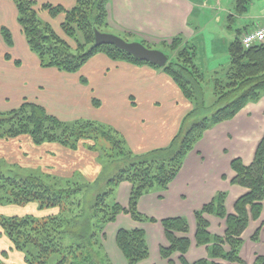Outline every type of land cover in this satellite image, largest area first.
<instances>
[{"label":"trees","instance_id":"obj_1","mask_svg":"<svg viewBox=\"0 0 264 264\" xmlns=\"http://www.w3.org/2000/svg\"><path fill=\"white\" fill-rule=\"evenodd\" d=\"M13 1L18 11L17 22L42 67H57L64 72L75 73L100 52L114 60L148 63L134 59L114 45L94 46V28L99 31L109 28V0H76L71 8L50 2L40 4L37 0ZM232 1L235 15L245 14L253 2ZM43 11L52 21L65 15L61 28L76 46L65 40L54 25L43 20ZM235 15L229 14L230 22L236 21ZM243 29H235L236 37L228 46V66L216 70L209 77L199 65V49L193 40L180 36L172 38L171 43L163 42L170 61L162 69L172 77L193 107L166 147L136 154L122 135L105 123L82 119L63 121L36 102L24 101L19 108L0 111V139L9 141L27 136L35 146L56 143L69 150L86 148L97 154L101 168L91 181L81 173L66 177L53 171L31 168L32 161L26 156L19 161L15 157L13 163L9 161L12 155L8 159L0 158V204L25 207L35 204L46 212L39 216L29 213L23 216L0 215L2 234L11 241V250L24 256V263L97 264L95 258H100L102 264H112L107 254H102L105 251L104 230L109 222H115L122 212L131 214L139 222L158 221L139 212L141 196L167 188L208 128L234 118L247 103L257 102L264 95V43L249 49L244 47L241 41ZM0 33L7 46H12L14 36L10 27L0 23ZM143 43L153 48L147 42ZM206 82L214 87L215 104H218V108L209 115L202 111L206 107L203 93ZM220 103L223 105L219 106ZM195 116V122L186 127L189 118ZM25 159L30 160L26 162L28 165ZM231 163L237 174L232 182L249 189L236 201V212L228 214L225 208L227 194L221 191L195 213L197 244L208 246L209 259L194 263L187 261L185 254L191 246L186 236L189 222L179 216L161 221L169 240V246L161 250L162 257L172 262V255L179 252L182 264H220L213 259L245 264L240 254L243 234L250 221L257 220L263 211L264 139L259 143L251 165H245L241 159H234ZM124 181L132 184L128 207L117 202V189ZM206 214H215L226 220L225 235L209 232ZM261 231L260 227L253 240H258ZM177 232L185 236H179ZM116 236L117 246L127 264H139L148 258L150 249L143 229L120 228ZM0 264H16L10 262L9 250L0 251ZM253 264H264V256L259 255Z\"/></svg>","mask_w":264,"mask_h":264},{"label":"crops","instance_id":"obj_2","mask_svg":"<svg viewBox=\"0 0 264 264\" xmlns=\"http://www.w3.org/2000/svg\"><path fill=\"white\" fill-rule=\"evenodd\" d=\"M37 1L40 4L50 2L66 8L74 5V0ZM252 1V9L250 7L245 14L235 15L234 8L226 5L219 7L216 0L217 4L212 0H111L109 24L110 28L113 27L120 33L130 32L131 37H136L139 41L160 42L179 36L191 41L200 35L195 18L199 17L202 9L216 13L220 9L223 13L235 15L236 21L233 23L244 28V34L264 23V0ZM17 15L13 0H0V21L10 27L14 36L13 45L7 46L0 33V111L8 112L19 108L24 101H30L40 104L48 113L63 121L82 119L105 123L122 135L136 154L171 144L173 137L179 132L184 116L193 107L172 77L161 67L114 60L103 52L92 57L75 73L64 72L57 67H42L39 57L27 44L21 25L17 22ZM7 20L11 23H6ZM223 42V47L216 48L229 59L228 46L231 42ZM198 49L201 53L200 47ZM201 58L202 56L198 58L201 69L204 71V65L207 69L210 68L206 64L209 63L206 57ZM229 62L230 59L222 69ZM263 137L264 95L257 102L247 103L234 118L208 128L186 156L182 169L167 188L141 196L139 212L158 221L139 222L131 214L122 212L115 222L108 223L105 250L110 260L114 264H127V259L117 246L116 235L120 228L143 229L150 254L139 264H171L169 259L166 260L161 255L162 248L169 246L161 221L177 216L184 217L189 222V234L186 236L190 239L191 246L185 255L187 261L194 263L209 259L208 246L197 244L195 213L221 191L227 194L225 208L228 214L236 212V201L249 189L232 182L237 174L231 162L241 159L245 165H251ZM11 155V158L16 157L18 161L26 156L32 161L30 167L34 169L53 171L66 177L81 173L91 181L101 169L96 159L97 154H92L86 148L69 150L56 143L35 146L27 136L9 141L0 139V158L8 159ZM131 189L132 184L127 181L122 182L117 189V202H122L124 207L129 206ZM28 206H31L30 209L20 216L27 213L36 216L46 214L38 205ZM205 217L210 223L209 232L218 236L225 235L226 220L215 214H206ZM263 223L264 209L257 220L250 221L243 234L244 244L240 254L245 264H253L259 255L264 256ZM260 227L262 231L255 241L253 236ZM109 228L111 234L107 237ZM177 234L185 236L180 232ZM2 245L0 251L9 250L10 262L26 264L20 252L11 250V241L0 229V246ZM179 256L180 253L172 255L173 264H181ZM213 261L230 264L221 259Z\"/></svg>","mask_w":264,"mask_h":264},{"label":"rangeland","instance_id":"obj_3","mask_svg":"<svg viewBox=\"0 0 264 264\" xmlns=\"http://www.w3.org/2000/svg\"><path fill=\"white\" fill-rule=\"evenodd\" d=\"M74 1H72V2L75 4ZM212 1L214 3H216L215 0H212ZM257 1L255 3H257ZM110 2H111V0H109V4H108L107 7L110 6ZM73 3H71V4H73ZM233 3L234 2L232 0H224L221 3H219V7L226 5V6H229L230 8H234V4ZM71 7H69V8H71ZM252 7H253V5H252ZM252 7H251V9H252ZM109 8H108V11H109ZM211 11L212 10L202 9L201 13L199 14V17L197 16V18H195L196 25L199 28L200 35L197 36L196 38L192 39L193 42L198 46V48L200 47V49H201V53H200V50H199L198 58L201 57V56H202V58H204V56H205L206 60H208V62H209V63H206V64L207 65L209 64L210 68L207 69V67H205V65H204V72H207V76L208 77L210 76V74H213L214 71L222 69L227 64V62L229 61V59H227V56L224 55V53H222V51H219L216 47H219V46L223 47L224 46V42H223L224 40L225 41L228 40L229 42L233 41L235 39V29L237 28L235 23L229 21V18H228L229 14L223 13L220 9H218V13H216V11H213V12H211ZM42 15H43L42 18H43L44 21H48L52 25H54V28L56 29V31L59 32V34L65 40L67 39L69 41V43H71L72 45L76 46V43H74V41L71 38H69V36L65 32H63V30L61 28V24L64 22V19H65V15L64 14L60 15L56 19H53V21L50 18L46 19V17H49L47 12L43 11ZM108 19H109V16H108ZM5 22L8 23V24L11 23L9 20H7ZM0 23H2V22L0 21ZM105 32L115 33V34L121 36L122 38H127L129 41H139L138 38L136 39V37H131L132 34L130 32H128L127 34L126 33H120L119 31L115 30L113 27L110 28V24H109V28H107ZM172 38H174V37H172ZM172 38H169V40L167 42L171 43L172 40H173ZM153 41L154 42H148L146 40V41H140V42H142V43L143 42H145V43L147 42L154 49H161L162 51H165V52L168 53V51L165 49L166 47L163 46V42H165L166 40L165 41H160V42H158L156 40H153ZM216 44H217V46H216ZM207 80L211 81L210 78H208ZM208 82H206L207 84H205L204 91H203V93L205 95L204 98H205V106L206 107L202 111H204L203 113H205V115H207V114L209 115V113L214 112L218 108V104L217 105L215 104L216 101H217V97H216V95H214V90H213L214 87L212 85H210V83H208ZM199 98H201V95L199 96ZM222 105H223V103L219 104V106H222ZM195 119H197L196 116L195 117H190L189 120L186 123V127H188L192 123H194ZM128 146H130V145H128ZM10 159L11 160H9V161L12 162V163L15 162L14 160H16V158H14V157L10 158ZM25 160H26L25 164L30 162V160H28V159H25ZM63 173H66V172L64 171ZM91 173L93 174V172H91ZM121 204H123V203L121 202ZM19 207L22 208V209H18ZM30 207L31 206L27 205V207L18 206V207H13L12 208V207H9V205H6V204H4V205L0 204V215H2V216H4V215H6V216L21 215V213H24V212L26 213V211L28 209H30ZM263 209H264V207H263ZM109 223H111V222H109ZM107 227H108V224H107V226H106V228L104 230V238H103V246L104 247L103 248H105L106 229H107ZM112 227H114V226H112ZM261 227L263 228V224H262ZM110 234H111V229L109 228L108 231H107V237L110 236ZM201 245L202 244H200V246ZM2 247H3V245L0 246V249ZM2 250H4V249H2ZM102 254L106 255V250L105 251L103 250ZM180 256H181V254H180ZM95 260H97V264H102V260L100 258H95ZM179 260H180V263L182 264L181 257L179 258ZM170 263L173 264L174 263L173 260H172V262L170 261ZM112 264H114L113 261H112Z\"/></svg>","mask_w":264,"mask_h":264},{"label":"water","instance_id":"obj_4","mask_svg":"<svg viewBox=\"0 0 264 264\" xmlns=\"http://www.w3.org/2000/svg\"><path fill=\"white\" fill-rule=\"evenodd\" d=\"M94 31L95 47H100V45L104 44L114 45L118 50L127 52L134 59L151 63L158 68H163L169 64L170 54L161 49L150 48L140 41H127L125 38L112 32L99 31L97 28H94Z\"/></svg>","mask_w":264,"mask_h":264},{"label":"built area","instance_id":"obj_5","mask_svg":"<svg viewBox=\"0 0 264 264\" xmlns=\"http://www.w3.org/2000/svg\"><path fill=\"white\" fill-rule=\"evenodd\" d=\"M216 1L218 3H221L224 0H216ZM241 41L243 46L248 49L251 46L260 45L261 43H264V23L242 34Z\"/></svg>","mask_w":264,"mask_h":264}]
</instances>
